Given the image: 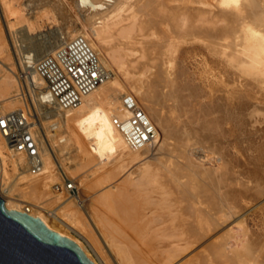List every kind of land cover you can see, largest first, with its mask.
<instances>
[{
    "label": "bare ground",
    "instance_id": "6f19581e",
    "mask_svg": "<svg viewBox=\"0 0 264 264\" xmlns=\"http://www.w3.org/2000/svg\"><path fill=\"white\" fill-rule=\"evenodd\" d=\"M1 1L5 13L16 19L12 21L14 25L20 23L25 26L24 32L28 35L37 28L36 23L25 17L21 1ZM80 1L81 7L86 6L81 13L84 19L82 27L60 30L59 39L50 50L57 49L76 35H82L98 53L107 78L75 109L61 110L55 106L53 116L58 120L52 125L67 128L72 122L78 136L88 140L89 148L82 147L80 151L88 160L94 158L104 164L109 159H117L120 161L119 164L116 162L118 170H123L128 163L135 162L136 167L128 173L123 185L100 192V196L97 194L99 197L96 199L95 196V199L98 203L92 199L96 205L92 204L91 212L85 209V220L78 217L71 222L59 212L43 206L45 204L41 203L45 201L36 205L23 198L26 194L35 195L42 187L41 197H45V187L54 177L50 154L41 139L38 137L43 166L35 174L30 168L25 169L27 157L16 152L0 130V196L6 207L41 218L48 227L73 240L94 264L98 263L92 260L85 248L94 251L100 264H107L108 260L101 258L95 243L91 242L90 236L94 237L92 231L89 230L91 235L88 236L80 230L86 222L96 234L95 238L114 253L117 264H256L249 261L248 253L242 250L244 246L242 249L228 248L225 236L200 249L199 256L195 254L180 261L184 253L208 233L207 230L218 219L217 212L229 210L230 205L226 196L215 194L214 185L207 181L205 168L191 162L186 150H175L169 127L158 113L161 99L158 85L170 79V68L179 46L193 40L205 43L207 48L211 47L213 52L233 67L240 68L244 74L254 73L264 89V0ZM32 50L33 53L23 55L28 84L31 83L35 89L40 103L49 104L45 80L30 67L40 58L38 54L42 47H33ZM50 50L44 51V55ZM6 53L7 44L0 27V115L6 108L16 110L23 93L16 85L17 79L7 63L8 59H2ZM108 68L113 69L116 75H112ZM120 75L124 76L127 87L120 80ZM126 94L136 99L158 130L157 140L141 149L132 148L114 124V117L127 116L122 101ZM119 95H122L120 99ZM60 140L66 141V137H60ZM262 148L257 147V152L262 153ZM150 149L147 157L142 156ZM141 151L145 153L141 154ZM9 164L14 169L23 168L20 173L25 184L21 188L12 190L7 187ZM127 185L131 186V191ZM97 204L109 207L111 212L108 208L104 209L106 212L102 207L95 209ZM114 215L117 219L119 216V220L113 219ZM49 217L76 232L83 238L85 246L56 229Z\"/></svg>",
    "mask_w": 264,
    "mask_h": 264
},
{
    "label": "rangeland",
    "instance_id": "374dc122",
    "mask_svg": "<svg viewBox=\"0 0 264 264\" xmlns=\"http://www.w3.org/2000/svg\"><path fill=\"white\" fill-rule=\"evenodd\" d=\"M19 1L24 8L25 17L38 26L29 34L31 36L26 34V29L23 28L25 26H21L20 23L14 25L16 19L5 13L3 2L0 0V27L9 53V55L6 53L8 56L3 54L2 59H8L7 63L13 68V74L17 79L16 85L17 87L19 85L23 92L20 97L21 104L19 103L16 109L26 103L29 104L38 137L50 154L54 170L53 180L45 187L47 194L45 197H41L44 190L42 187L35 195L26 194L23 198L31 203H37L36 205L45 204L43 206L59 212L74 222L78 217V219L86 217V208L89 212L93 210L92 204L95 201L98 203L97 194L100 196V192L102 194L109 189H115L116 185H123L128 173L136 167L134 166L136 163H128L123 170L121 168L118 170L116 167L120 161L117 159L115 162L109 159L104 164L99 163L98 159L88 160L80 152L82 147L89 148L88 140L78 136L79 132L74 129L72 122L67 128L63 125L53 126L52 123L58 120L53 116L52 109L55 110V105L40 103L31 83L29 86L28 80L25 83L18 79L21 69L25 68L23 55L33 53L32 48L40 46L42 51L38 55L41 57L44 51L50 50L52 45L56 44L60 30L80 29L81 21L84 22L81 13L86 6L81 7L80 0ZM211 51L213 52L211 47L207 48L205 43L200 41L184 42L176 52L173 68H170V79L163 80L158 85L161 91L158 113L163 117L164 124L169 127L175 150H186L191 162L205 168L207 181L214 185L215 194L218 197L226 196L230 205L229 210L217 212L218 219L211 225L210 230H207L208 233L184 253L180 261L192 258L195 254L199 256V252L207 244L225 236L228 248L242 249L241 246H244L242 250L245 254L248 253L246 255L250 262L264 264V151L259 153L256 150L257 147H264V89L255 79L254 73V76L244 74L240 68L233 67L234 65L221 58L218 53ZM108 69L112 75H116L113 69ZM122 76H119L120 80L125 82L127 87L128 84ZM119 96L120 99L122 95ZM9 111L12 110L6 108L3 113ZM60 137H66V141H61ZM150 153L151 149L142 156L147 157ZM85 158L87 162L84 161ZM28 168L26 162L25 169ZM7 170L9 173L7 187L13 190L24 186L23 174L20 173L23 168L14 169L9 164ZM65 174L77 183L79 192L76 195L54 191V185L60 182ZM127 188L132 190L129 185ZM81 201L83 206L80 205ZM97 205L95 209L102 207L103 210L106 208L109 210V207L104 208L103 204ZM40 211L46 214L44 210ZM111 214L110 217H113ZM114 216L113 219L116 220L117 217ZM49 219L56 229L85 246L83 238L76 232L52 217ZM80 230L88 236L94 234V237L90 236V240L95 243L101 258L108 260L107 264H117L114 253H110L104 244L95 238L96 234L87 222ZM85 250L92 260L100 264L99 257L94 251L88 248Z\"/></svg>",
    "mask_w": 264,
    "mask_h": 264
},
{
    "label": "built area",
    "instance_id": "2783aa9c",
    "mask_svg": "<svg viewBox=\"0 0 264 264\" xmlns=\"http://www.w3.org/2000/svg\"><path fill=\"white\" fill-rule=\"evenodd\" d=\"M30 67L46 82L47 102L61 110L78 107L83 98L107 78L98 53L82 35L68 39L53 52L42 55ZM27 77L26 68H22L18 79L27 83ZM122 101L127 116L114 117L113 120L127 143L134 149L154 143L158 138V130L144 109L132 95H124ZM35 126L28 103L0 115L3 137L16 152L27 157L30 170L37 174L41 171L43 160ZM53 189L69 195L79 192L77 183L66 174Z\"/></svg>",
    "mask_w": 264,
    "mask_h": 264
},
{
    "label": "water",
    "instance_id": "95a60500",
    "mask_svg": "<svg viewBox=\"0 0 264 264\" xmlns=\"http://www.w3.org/2000/svg\"><path fill=\"white\" fill-rule=\"evenodd\" d=\"M0 264H94L70 238L0 196Z\"/></svg>",
    "mask_w": 264,
    "mask_h": 264
}]
</instances>
